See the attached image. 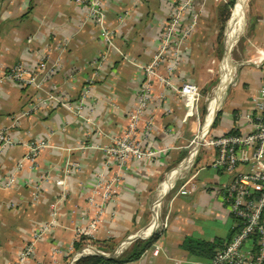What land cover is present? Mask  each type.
<instances>
[{"label":"crops","instance_id":"0c3cea01","mask_svg":"<svg viewBox=\"0 0 264 264\" xmlns=\"http://www.w3.org/2000/svg\"><path fill=\"white\" fill-rule=\"evenodd\" d=\"M184 3L175 39L188 33L176 51L172 47L165 54L156 72L176 88L189 83L213 95L212 73L219 66L212 58L225 0H104L103 27L111 32L112 46L94 21H84L85 6L71 0H0V130L7 129L15 142L0 153V264H14L30 244L32 253L24 264H73L88 244L94 250L111 247L112 252L125 243L122 254L136 240L154 234L158 237L151 247L128 264H206L208 259L184 248L185 241H216V249L230 238L234 219L219 197L228 178L208 167L211 152L202 150L194 166L181 168L188 143L199 130L200 109L198 121L185 118L182 98L163 82L153 81L151 101L135 134L155 154L122 167L104 165L102 148L127 132L143 69L156 54L175 8ZM243 21L240 61L232 60L235 82L220 99V120L212 133L216 137L251 131L243 117L252 113L250 98L264 82V60L257 53L264 52V0H248ZM175 52L178 62L170 72ZM40 61L57 63L44 89L72 111L48 102L20 117L43 93L5 75L16 65L34 71ZM147 123L151 131L144 134ZM26 142L47 147L39 152L34 169H16ZM67 162L77 163L78 169L66 174ZM99 174L105 180L117 178L112 186L115 202L99 210L100 215L101 194L93 193ZM10 175L14 182L6 188ZM60 180L63 185H56ZM180 186L183 195L177 193ZM161 196L160 218L168 215V227L154 233L148 227ZM94 218L95 230L77 235ZM139 231L148 235L129 241Z\"/></svg>","mask_w":264,"mask_h":264},{"label":"built area","instance_id":"2783aa9c","mask_svg":"<svg viewBox=\"0 0 264 264\" xmlns=\"http://www.w3.org/2000/svg\"><path fill=\"white\" fill-rule=\"evenodd\" d=\"M75 4L85 6L84 21H94L99 27L102 38L108 44H111V32L103 27L104 0H71ZM186 4H182L175 8L169 21L163 29L162 36L159 41V46L152 61L143 69L144 80L142 81L136 104L134 109L127 115L128 125L127 132L119 138H113L111 143L102 148L105 158L104 165L108 166H125L128 162L139 161L151 158L155 153L151 150L142 147L141 139H136V130L138 122L143 113L147 110L151 101L152 83L156 79L177 92L182 98L185 107V118H193L199 120V103L201 101L200 89L189 83H183L179 87H174L168 79H163L157 74V68L165 56V54L173 47L176 51L182 40L188 32H183L182 36L175 39L176 29L179 24V19L183 13ZM264 60V52H257ZM223 61V59H222ZM221 61V63H222ZM178 62L177 52L174 53L169 71H173ZM220 63V82L221 74L223 73L222 64ZM232 63V60H231ZM246 63L255 64V61H246ZM233 65V64H232ZM234 74H235V66ZM57 63L46 65L40 61L34 71H28L21 65L13 66L5 75V77L15 83L31 86L34 89L43 93V97L38 99L30 108L20 114V117H27L31 113L38 110L41 105L48 102H53L72 111L69 104L61 102L55 95L47 92L44 89V84L48 77L56 70ZM231 80L230 82H233ZM219 82V84H220ZM229 82V83H230ZM228 83V84H229ZM218 84V86H219ZM226 85L225 89L227 88ZM234 85V82L233 84ZM217 87L214 88L213 95L207 100V109L204 122L199 123V130L194 134L188 143V153L185 161L181 163L182 170L190 169L194 166L202 150H209L212 155L208 167L216 172H220L226 176L227 181L223 182L219 188V197L222 206L225 208L228 215L234 219L233 233L223 246L214 254L213 258L206 264H264V82L258 89L255 95L250 98L252 113L243 117L244 122L248 124L251 131L242 136L223 135L213 136L211 127L214 124L215 115L220 110L219 105L215 107V112L210 123L207 125L209 109L211 103L217 95ZM225 91V90H224ZM76 110H80L78 107ZM75 111V114H78ZM151 131V123L144 125L142 133L148 134ZM7 129L0 130V153L8 147L15 145V142L8 135ZM26 152L21 157L16 165V169H21L27 166L29 169H34L39 152L47 147L44 142H26L22 144ZM71 169H78V164L75 162H67L65 164V173ZM117 181V178L106 179L103 174L98 175L96 184L94 185V194H101V203L98 206V215L101 214L103 208L107 205L114 204V189L112 186ZM14 182V176L10 175L5 187L9 188ZM167 182H164L166 186ZM56 185H63V181H57ZM161 188H165L161 186ZM171 188V187H170ZM37 190V189H36ZM179 194L186 193L184 186L178 189ZM35 195V194H34ZM155 201L152 220L148 229L159 233L168 227V215L160 218V202ZM97 220L94 218L88 228H80L77 230V235H89L95 230ZM46 229L44 228L45 231ZM146 232V231H145ZM144 231H139L129 238V241L135 240L140 235L147 236ZM125 247L122 243L117 249L116 256H119ZM93 248L88 244L80 252L83 256L90 255ZM32 253V244L25 247L19 252L17 260L14 264H24ZM78 257V254L75 258Z\"/></svg>","mask_w":264,"mask_h":264},{"label":"trees","instance_id":"16d2710c","mask_svg":"<svg viewBox=\"0 0 264 264\" xmlns=\"http://www.w3.org/2000/svg\"><path fill=\"white\" fill-rule=\"evenodd\" d=\"M232 4H233V0H229V2L226 3V5L224 6L225 14H223L224 15L223 17L221 15V27H220V30L218 33L219 42L221 41V35H222L221 32H222L224 23L228 17V15H227L228 13L226 11H227L228 7L232 6ZM232 233H231V235H232ZM157 237H158V235L154 234L147 240H144V241L136 240L132 244V246L129 250L123 252L120 256H118L116 258H112V259L107 260V259H103L99 256L88 255V256H83V257L77 259L73 264H128V263H131V262L138 260L140 255L143 252H145L146 250H148L151 247V245L156 241ZM215 244H217L216 241H215ZM215 244L204 242V241L187 240L184 243V248L190 254L211 260L214 256V254L222 247V246L221 247L218 246V248L215 249ZM80 245H81L80 243L74 244V248L76 250H78ZM111 250H112L111 247L110 248H106V247L105 248L104 247L98 248V251L105 253V254L110 253Z\"/></svg>","mask_w":264,"mask_h":264},{"label":"bare ground","instance_id":"6f19581e","mask_svg":"<svg viewBox=\"0 0 264 264\" xmlns=\"http://www.w3.org/2000/svg\"><path fill=\"white\" fill-rule=\"evenodd\" d=\"M243 3H244V0H236L235 1V4L231 10L230 18L227 22L226 28H224V29H226V52H225V56H223L224 58H223V61L221 63L222 68H223V73L221 75L222 79H221V82L217 88V95L215 97V100L210 105L209 116H208V120L206 121L207 125L210 123V119L214 115V112L216 110L215 107L219 105L220 99L223 96L226 85L231 80H233V78H234V73H233L234 67L231 63L230 52L232 50L234 43L236 42L238 36L240 35V33L242 31V27H243L242 5H243ZM179 173H180V171H179Z\"/></svg>","mask_w":264,"mask_h":264},{"label":"rangeland","instance_id":"374dc122","mask_svg":"<svg viewBox=\"0 0 264 264\" xmlns=\"http://www.w3.org/2000/svg\"><path fill=\"white\" fill-rule=\"evenodd\" d=\"M235 1L236 0H233L232 6L228 7V9L226 11L228 13L227 14L228 17H227V20L224 23V26H223V29H222V32H221L222 33V35H221V43H222V46H223L222 53L221 52H218L219 40L217 39L215 41V47H214V52H213L214 57L212 58V61L214 62V65L220 66V63H221L222 59L224 58L223 56H225L226 49H225V46L224 45H226V29H224V28H226V25H227V22H228V20L230 18L231 10H232V8H233V6L235 4ZM247 1L248 0H244V3L242 5V12H243V14H245V12H246ZM225 2L228 3L229 0H225ZM223 11H224V14H225V10H223ZM223 16L224 15H222V17ZM218 33H219V30H218ZM243 33H244V21H243L242 31H241L240 35L238 36V38H237L236 42L234 43V45L232 47V50L230 52V58H231V60L240 61L239 60L240 57H239V54H238V50L240 49V46H241L240 45L241 44L240 39L242 38ZM217 53H218V55H217ZM215 72L212 73V76H215L214 79H213V81H212V86L214 85V88L217 87L218 84H219V82H220V71L218 70L216 73ZM221 79H222V76H221ZM233 82H235V78H234V81ZM233 82H230L228 84L227 89H228V87L233 86L232 85ZM206 91L207 92H205V90H204L203 87L200 90V92H203L202 95L204 97V98H202V100L199 103V109H200V113H201V116H200V124H202L204 122V118H205V115H206V109H207V100H209L211 98V96H212V94H209V90H206ZM223 96H224V94H223ZM223 96H222V99H223ZM218 112L216 113L215 117L217 116V114H219ZM219 115H221V114H219ZM215 120H216V118H215ZM215 120H214V124L211 127L212 133H215L216 129L218 128L220 116L218 117V120L216 122H215Z\"/></svg>","mask_w":264,"mask_h":264},{"label":"water","instance_id":"95a60500","mask_svg":"<svg viewBox=\"0 0 264 264\" xmlns=\"http://www.w3.org/2000/svg\"><path fill=\"white\" fill-rule=\"evenodd\" d=\"M136 238H138V237H136ZM116 254H117V249L112 251V252H110V253H108V254L102 253V252H100L98 250H94V249H92L90 251V255L99 256V257H101L103 259H107V260L115 258ZM81 257H82V254H81V252H79L78 253V257L75 260H77L78 258H81Z\"/></svg>","mask_w":264,"mask_h":264}]
</instances>
